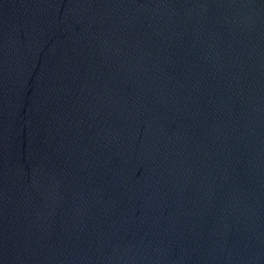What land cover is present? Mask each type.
I'll list each match as a JSON object with an SVG mask.
<instances>
[{
	"label": "water",
	"instance_id": "water-1",
	"mask_svg": "<svg viewBox=\"0 0 264 264\" xmlns=\"http://www.w3.org/2000/svg\"><path fill=\"white\" fill-rule=\"evenodd\" d=\"M0 264H264V0H0Z\"/></svg>",
	"mask_w": 264,
	"mask_h": 264
}]
</instances>
